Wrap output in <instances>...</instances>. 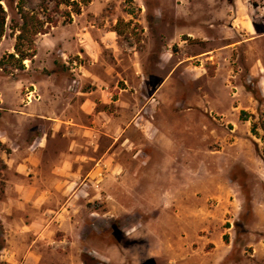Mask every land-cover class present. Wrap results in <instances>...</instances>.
Listing matches in <instances>:
<instances>
[{"label":"rangeland","instance_id":"rangeland-1","mask_svg":"<svg viewBox=\"0 0 264 264\" xmlns=\"http://www.w3.org/2000/svg\"><path fill=\"white\" fill-rule=\"evenodd\" d=\"M18 3L1 0L0 264H264V0H92L71 23L24 0L42 28L22 63Z\"/></svg>","mask_w":264,"mask_h":264},{"label":"trees","instance_id":"trees-1","mask_svg":"<svg viewBox=\"0 0 264 264\" xmlns=\"http://www.w3.org/2000/svg\"><path fill=\"white\" fill-rule=\"evenodd\" d=\"M14 2V0H11ZM41 6H43L45 9L48 7V5L53 4L56 10H59L61 7H65L67 9L66 11V21L71 23L72 17L74 15H80L82 6H85L86 4H89L92 2V0H39ZM24 0H19V3L17 4V9L20 15V19L22 21V26L19 30V35L17 37V44L15 46V55H9V58L12 60H18L21 63L25 60H27L28 56L21 50V47L23 46V38L25 34L27 33V27L29 23H32L35 26V31H33V35L39 34L40 29L42 28V23L39 21L38 17H34L31 15H28L24 11ZM6 12L4 11V8L1 5L0 0V42L2 38L4 37L5 33V22H6ZM49 20V19H48ZM56 24V22L52 23V20L48 21V26ZM17 57V59H16Z\"/></svg>","mask_w":264,"mask_h":264},{"label":"crops","instance_id":"crops-1","mask_svg":"<svg viewBox=\"0 0 264 264\" xmlns=\"http://www.w3.org/2000/svg\"><path fill=\"white\" fill-rule=\"evenodd\" d=\"M48 120V122H50V123H52V137H55L57 134H59L60 133V130H61V127L62 126H65V125H63L64 123H62V122H57V121H55V120H51V119H47ZM76 126V125H75ZM82 127L81 126H78V127H68V134H70V136H75V135H78V134H80L81 133V129ZM62 131V130H61ZM72 134V135H71ZM39 141V140H38ZM73 141V140H72ZM41 143L39 142L38 143V150H42L41 149ZM74 145H75V143H74ZM73 151V147H71V149H69L68 150V152H72ZM82 158V159H81ZM80 158V160H82L81 162H83L84 160H85V158H83V157H81ZM33 161L34 162H36L37 164H39L37 161L38 160H36V157H33ZM97 161V163L98 162H101V160H96ZM70 162V163H69ZM81 162H79L80 163V165H81ZM84 162H86V161H84ZM35 164V163H34ZM68 164L69 165H72V161H68ZM62 170H59V172H61ZM52 173H53V171H52ZM57 175H59L60 173H56ZM71 174V176H73V177H81L82 176V173H81V171L80 170H77L76 172H71L70 173ZM59 188V187H58ZM56 190H57V188H56ZM59 190H61V189H59ZM62 191V190H61ZM25 229L26 230H30V232H32V233H37V235H36V238H35V240H39V238L40 237H42V234L40 233V231H38L37 229H34L33 227L32 228H27L26 226H25ZM42 229H45L44 227L42 228ZM41 229V230H42ZM43 233V232H42ZM33 255V254H32Z\"/></svg>","mask_w":264,"mask_h":264}]
</instances>
